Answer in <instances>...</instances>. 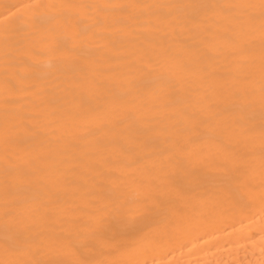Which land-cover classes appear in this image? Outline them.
I'll return each mask as SVG.
<instances>
[{
    "label": "bare ground",
    "instance_id": "bare-ground-1",
    "mask_svg": "<svg viewBox=\"0 0 264 264\" xmlns=\"http://www.w3.org/2000/svg\"><path fill=\"white\" fill-rule=\"evenodd\" d=\"M0 264H264V0H0Z\"/></svg>",
    "mask_w": 264,
    "mask_h": 264
}]
</instances>
